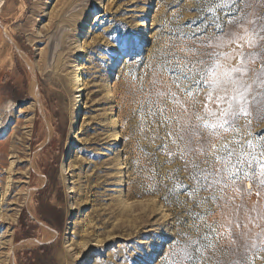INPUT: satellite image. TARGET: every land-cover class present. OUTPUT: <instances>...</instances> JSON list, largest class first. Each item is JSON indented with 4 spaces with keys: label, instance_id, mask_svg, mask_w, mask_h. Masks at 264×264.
I'll list each match as a JSON object with an SVG mask.
<instances>
[{
    "label": "rangeland",
    "instance_id": "1",
    "mask_svg": "<svg viewBox=\"0 0 264 264\" xmlns=\"http://www.w3.org/2000/svg\"><path fill=\"white\" fill-rule=\"evenodd\" d=\"M207 11L205 0H0V264H173L206 225L217 247L205 264H236L246 240L264 243V189L243 180L176 195L195 189L186 161L212 171L222 153L194 136L182 158L168 133L217 106L162 69L204 52L221 71L239 64L240 41L203 31ZM262 133L264 121L241 120L212 144L259 145Z\"/></svg>",
    "mask_w": 264,
    "mask_h": 264
},
{
    "label": "snow or ice",
    "instance_id": "2",
    "mask_svg": "<svg viewBox=\"0 0 264 264\" xmlns=\"http://www.w3.org/2000/svg\"><path fill=\"white\" fill-rule=\"evenodd\" d=\"M205 3L208 11L204 20L209 22L205 24L203 31L206 33L208 28H213L217 38L223 40L226 36L229 44L240 41L241 50L237 53L239 64L221 71V65L217 63L220 57L213 52H204L197 54L203 58H197L184 68H168L165 65L162 69L170 74L178 88L186 81L193 88L209 89L210 98L214 94L217 106L216 110L208 111L203 124H189L175 133H168L169 136L176 137L174 142L184 145L182 158L197 151L191 147L194 136L203 141L199 151L206 153L211 145L216 153H222L217 156L221 167H213L212 171L202 169L195 159L186 161L191 167L189 175L195 189L183 185L176 195L190 194L194 190H214L218 185L227 186L243 180L264 189V141L256 145L255 141L259 137H254L247 142L234 140L231 144H212L218 129L238 132L241 120L245 121V128L249 127L252 120L264 121V0H205ZM226 27L229 28L227 32ZM241 29L243 35L240 34ZM257 64L259 68L255 67ZM200 119L197 117V120ZM260 136L264 137V133ZM204 163L208 164V161L205 160ZM187 170L186 167L185 171ZM215 199L213 196V202ZM196 206L199 207V203ZM208 214L210 213L205 215ZM189 215L194 222L205 218V215L194 211H190ZM206 227L208 231L198 239L187 241L181 253H173L177 257L173 264H205L215 256L214 249L217 246L212 243L216 239L213 235L214 226ZM242 247L243 252L237 254L236 264H249L250 260L260 258V253L264 252L260 236L250 243L246 240Z\"/></svg>",
    "mask_w": 264,
    "mask_h": 264
},
{
    "label": "bare ground",
    "instance_id": "3",
    "mask_svg": "<svg viewBox=\"0 0 264 264\" xmlns=\"http://www.w3.org/2000/svg\"><path fill=\"white\" fill-rule=\"evenodd\" d=\"M91 15H92V13H91ZM92 19H94V16L92 17ZM88 30H89V26L87 24H85L83 26V31L87 32ZM146 36L147 35L144 32V36H143V39H142V46H144L145 43H146ZM78 73H79V71H78ZM74 81H75V85H77V88H76V97H75V103H74L75 110H76V113H77V115L75 116V121H77L80 118V114H79L78 110H82L84 108V105H83L82 102H83L84 96H85V88H84V85H83V81L80 80V73L76 77V79H74ZM6 133H8L7 130H5L4 128H1L0 129V135H5ZM72 149L73 148L71 147L70 148L69 155H71ZM66 158H67V156H66Z\"/></svg>",
    "mask_w": 264,
    "mask_h": 264
}]
</instances>
